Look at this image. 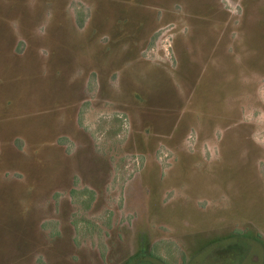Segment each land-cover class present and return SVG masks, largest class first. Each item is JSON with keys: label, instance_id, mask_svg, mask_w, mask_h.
<instances>
[{"label": "rangeland", "instance_id": "obj_1", "mask_svg": "<svg viewBox=\"0 0 264 264\" xmlns=\"http://www.w3.org/2000/svg\"><path fill=\"white\" fill-rule=\"evenodd\" d=\"M0 264H264V0H0Z\"/></svg>", "mask_w": 264, "mask_h": 264}]
</instances>
